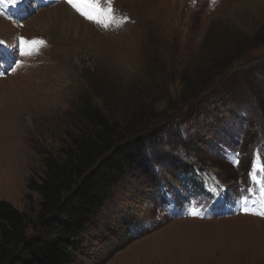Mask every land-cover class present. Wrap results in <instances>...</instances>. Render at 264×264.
Returning a JSON list of instances; mask_svg holds the SVG:
<instances>
[{"label":"rangeland","instance_id":"obj_1","mask_svg":"<svg viewBox=\"0 0 264 264\" xmlns=\"http://www.w3.org/2000/svg\"><path fill=\"white\" fill-rule=\"evenodd\" d=\"M60 4L74 11L72 22L28 24ZM112 8L116 23L105 28L67 0H0L8 25L0 33V201L37 208L30 178L85 126L86 100L116 119L154 100L156 121L141 133L154 130L160 144L87 227L76 264H264V215L253 214L264 202L249 175L264 162V0H112ZM22 38L46 44L35 51ZM222 59L234 61L184 104L181 73L200 69L207 83ZM223 101L235 113L224 116ZM192 159L201 167L187 179L181 167Z\"/></svg>","mask_w":264,"mask_h":264},{"label":"trees","instance_id":"obj_2","mask_svg":"<svg viewBox=\"0 0 264 264\" xmlns=\"http://www.w3.org/2000/svg\"><path fill=\"white\" fill-rule=\"evenodd\" d=\"M233 61H219L207 83L202 70H184L181 101L187 104L198 99L206 85L220 77ZM223 107L224 116L229 111L235 113L228 101H223ZM82 108L85 126L71 136L58 155L44 157L39 179L30 178V189L39 195L37 208L29 213L0 201V264H76L84 254L87 227L129 171L151 156L149 147L160 144L154 130L141 133L146 124L156 121L154 100L136 104L129 116L118 119L90 100ZM183 144L199 150L190 147L189 141ZM200 167L192 159L182 165V174L188 179L187 173H196ZM156 181L159 192L165 181Z\"/></svg>","mask_w":264,"mask_h":264},{"label":"snow or ice","instance_id":"obj_3","mask_svg":"<svg viewBox=\"0 0 264 264\" xmlns=\"http://www.w3.org/2000/svg\"><path fill=\"white\" fill-rule=\"evenodd\" d=\"M67 3L84 18L96 24L102 25L105 28L116 23V17L112 8V0H104V3H102L101 0H67ZM105 4L107 6H105ZM126 20V17L122 18V22H126ZM117 26L119 25L117 24ZM21 42L31 43V45L34 46L33 50L35 51H38L39 46H45L46 44V42L43 40H33L31 42H28L23 40V38L21 39ZM258 173H264V162L260 163L259 165L254 163L252 172H250L249 174L253 182L260 185L261 198L262 202H264V178L258 179ZM192 214L196 215L197 213L193 212ZM253 214L264 215V212Z\"/></svg>","mask_w":264,"mask_h":264},{"label":"bare ground","instance_id":"obj_4","mask_svg":"<svg viewBox=\"0 0 264 264\" xmlns=\"http://www.w3.org/2000/svg\"><path fill=\"white\" fill-rule=\"evenodd\" d=\"M73 12H71V10L66 7V5L57 6L53 9H46L45 11H43V14L41 15L40 18L30 19L28 21V24L32 25V26H34V25L36 26L38 24L40 26H41V24L48 26L49 24L47 23V21H52L53 23L54 22L60 23L61 21H64L66 23H70V22H72L71 19H73V17L76 16ZM42 18H44L45 20H42ZM6 25L2 21H0V33H4L8 29L7 28L8 25L7 26ZM13 30H14V28H13ZM50 90H52V87L50 88ZM50 90L48 92H50ZM51 92L49 93V95L52 94ZM20 102H23V101H20Z\"/></svg>","mask_w":264,"mask_h":264}]
</instances>
